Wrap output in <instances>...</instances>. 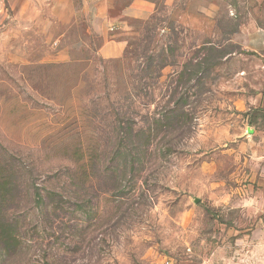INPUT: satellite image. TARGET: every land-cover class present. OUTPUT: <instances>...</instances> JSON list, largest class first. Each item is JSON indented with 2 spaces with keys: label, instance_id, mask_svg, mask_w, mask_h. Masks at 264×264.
I'll use <instances>...</instances> for the list:
<instances>
[{
  "label": "rangeland",
  "instance_id": "obj_1",
  "mask_svg": "<svg viewBox=\"0 0 264 264\" xmlns=\"http://www.w3.org/2000/svg\"><path fill=\"white\" fill-rule=\"evenodd\" d=\"M12 2L0 264H264V65L233 41L251 0H156L149 19L119 22L127 46L112 58L79 0L69 23Z\"/></svg>",
  "mask_w": 264,
  "mask_h": 264
},
{
  "label": "crops",
  "instance_id": "obj_2",
  "mask_svg": "<svg viewBox=\"0 0 264 264\" xmlns=\"http://www.w3.org/2000/svg\"><path fill=\"white\" fill-rule=\"evenodd\" d=\"M166 5H175L179 0H164ZM190 5L193 4L185 0ZM263 0H251L256 15H251L245 22L240 21L238 29L235 30L233 41L238 43L245 51L251 52L261 60L264 65V6ZM187 3V4H188ZM80 10L85 13L90 22L94 41H101L98 46V53L105 58L120 57L124 54L127 40L120 37V29H125L119 24L126 18L141 20L149 19L156 11V0H131L122 8L115 10V3L112 0H79ZM13 6L21 7H50L55 16H59L62 23H69L76 16L75 0H16ZM82 51L73 47H64L59 55L71 57L81 54Z\"/></svg>",
  "mask_w": 264,
  "mask_h": 264
},
{
  "label": "trees",
  "instance_id": "obj_3",
  "mask_svg": "<svg viewBox=\"0 0 264 264\" xmlns=\"http://www.w3.org/2000/svg\"><path fill=\"white\" fill-rule=\"evenodd\" d=\"M126 126L124 127L126 130V140L129 143V145H132L135 148H139L140 147V141H139V135L142 132V128L138 127L137 128V124L134 121V119H126ZM119 126L120 123H119ZM121 140H124V137L121 136ZM137 162H141L139 156L137 155ZM132 162H134V160H132Z\"/></svg>",
  "mask_w": 264,
  "mask_h": 264
}]
</instances>
